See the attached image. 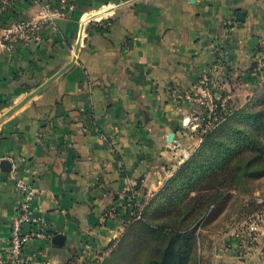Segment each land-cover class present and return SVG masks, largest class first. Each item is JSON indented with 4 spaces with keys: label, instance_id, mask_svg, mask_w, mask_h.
I'll list each match as a JSON object with an SVG mask.
<instances>
[{
    "label": "crops",
    "instance_id": "obj_1",
    "mask_svg": "<svg viewBox=\"0 0 264 264\" xmlns=\"http://www.w3.org/2000/svg\"><path fill=\"white\" fill-rule=\"evenodd\" d=\"M69 2L41 42L0 48V260L21 180L41 191L32 208L50 236L27 246L26 264L100 262L133 218L129 184L141 211L194 142L201 112L184 96L207 76L232 99L264 62V0ZM38 9L13 0L0 25L32 21ZM234 228L211 237L214 264H264L234 248Z\"/></svg>",
    "mask_w": 264,
    "mask_h": 264
},
{
    "label": "trees",
    "instance_id": "obj_2",
    "mask_svg": "<svg viewBox=\"0 0 264 264\" xmlns=\"http://www.w3.org/2000/svg\"><path fill=\"white\" fill-rule=\"evenodd\" d=\"M245 110L237 109L231 116L238 126L229 123V118L201 136L199 152L171 176L137 220H129L131 249L145 251L144 264H188L199 223L219 211L220 202L231 193L252 192L250 212L257 208L254 191L248 186L264 178V126L257 122L258 117L264 120V112Z\"/></svg>",
    "mask_w": 264,
    "mask_h": 264
},
{
    "label": "built area",
    "instance_id": "obj_3",
    "mask_svg": "<svg viewBox=\"0 0 264 264\" xmlns=\"http://www.w3.org/2000/svg\"><path fill=\"white\" fill-rule=\"evenodd\" d=\"M38 5V13L32 21H13L8 26L0 25V48L9 51L21 43L41 42V33L45 25L52 22L53 18H65L74 9L69 0H34ZM13 0H0V12H5L12 6ZM87 23L103 20L88 18ZM215 68H218L217 66ZM200 90L184 96L185 100L194 103L205 112L202 121L215 119L220 105L216 103L217 86L204 76L200 80ZM216 89V91H215ZM136 183H130L126 192V206L132 217L139 218L140 211L137 208ZM19 196L16 215L12 219L9 233V250L6 260H0V264H26L23 256L24 250L34 241L49 240L50 236L45 221L37 216L32 208V202L41 195V191L32 184L18 180L15 184ZM257 208L250 212L238 223L231 238L233 246L242 255L256 253L264 260V198H256ZM111 215V214H110ZM113 217V216H110ZM84 254L88 257L91 250L85 247ZM45 257L44 252L39 253Z\"/></svg>",
    "mask_w": 264,
    "mask_h": 264
},
{
    "label": "rangeland",
    "instance_id": "obj_4",
    "mask_svg": "<svg viewBox=\"0 0 264 264\" xmlns=\"http://www.w3.org/2000/svg\"><path fill=\"white\" fill-rule=\"evenodd\" d=\"M256 70L257 80L254 86L252 84L251 88H249L248 86L246 88H243L241 84V88L238 90L239 93L234 95L232 99L227 98L229 95L228 92H222L221 94H217L216 96H214L216 103L220 105L219 110H217L215 119L206 120L205 122L202 121L203 116L205 117L206 114L202 109H200V120L195 128V131L193 132L195 133V137L193 135L192 138L194 139V142L189 146L184 147L186 149V152L182 153V161L176 168L175 172L187 160H189L192 156L199 152V147L201 145V136L212 132L223 122L228 121L229 118H232L231 116H233V114L236 112L235 110L245 108V111L250 113L264 112V62H259ZM244 91L248 93H244ZM228 122L232 123L235 126L239 125V123L236 122L233 118ZM257 122L264 126L263 119L258 117ZM223 136H226V134H223L219 138L222 139ZM248 187L254 191L253 196L256 195L255 199L257 197L264 198V178L252 182ZM251 197L252 192L246 194L240 192L231 193V196L226 201L223 200L220 202V207L216 209V211H219L215 212L213 215H211V217L209 216L207 219H204L199 223L198 228L195 231V251L193 253L192 260L188 264H214V259L209 251V249L213 247V238L211 237L217 232H226L230 228H233L238 223H240L248 215L252 208ZM137 219L138 218H135V220ZM129 224H126L123 232L120 234L118 242H116V244H114L108 250L105 257L100 262L97 260L96 263L95 261H93L91 264H144L142 254H145V251L143 249H141L140 251L131 249L133 245L130 237L131 235H133V233L130 230L131 227H127ZM124 234L128 236L126 237ZM125 240L127 245L123 247L122 251H119V247L122 241ZM204 250L206 252L202 254V251ZM81 262L82 263L80 264H85V261Z\"/></svg>",
    "mask_w": 264,
    "mask_h": 264
},
{
    "label": "water",
    "instance_id": "obj_5",
    "mask_svg": "<svg viewBox=\"0 0 264 264\" xmlns=\"http://www.w3.org/2000/svg\"><path fill=\"white\" fill-rule=\"evenodd\" d=\"M243 18H244V15H243L242 13H238L237 16H236V20H237V21H238V20H242ZM49 81H51V80H49ZM48 83H49V82H48ZM48 83H45L44 85H42L40 88H38V90H36V92L40 91V90H41L42 88H44ZM36 92H34V94H35ZM187 122H188V119H185L184 124L186 125ZM167 138H168V141H169V142H172V140H173V138H174V134H173V133H169L168 136H167ZM53 242L57 243V238H55V239L53 240Z\"/></svg>",
    "mask_w": 264,
    "mask_h": 264
}]
</instances>
